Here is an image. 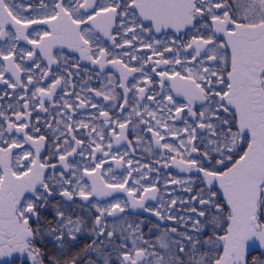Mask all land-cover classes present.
I'll use <instances>...</instances> for the list:
<instances>
[{
	"label": "snow or ice",
	"instance_id": "snow-or-ice-1",
	"mask_svg": "<svg viewBox=\"0 0 264 264\" xmlns=\"http://www.w3.org/2000/svg\"><path fill=\"white\" fill-rule=\"evenodd\" d=\"M0 42V264H264V0H0ZM136 129L162 167L197 174L164 181L187 199H157ZM120 192L127 201H93ZM130 209L175 226L150 244Z\"/></svg>",
	"mask_w": 264,
	"mask_h": 264
},
{
	"label": "flooded vegetation",
	"instance_id": "flooded-vegetation-1",
	"mask_svg": "<svg viewBox=\"0 0 264 264\" xmlns=\"http://www.w3.org/2000/svg\"><path fill=\"white\" fill-rule=\"evenodd\" d=\"M155 35H156V39H160V40L168 39V40H171L176 34L172 30H168L166 35L162 34V33H158V34H155ZM0 43H2V42H0ZM21 43H22V46H27V45H23V42H21ZM105 43H108V42L105 41ZM28 47H30V46H28ZM118 51H120V50H118ZM54 52L67 54L72 62L77 61L78 58H79V54L78 53L70 52L68 49L61 50V49L57 48V49L54 50ZM144 52L147 53L148 50L145 49ZM141 54H143V53H141ZM166 55H168V54H166ZM157 58L158 57H153V59H157ZM80 63L84 67H87L89 69L95 70V66L89 64L88 61H80ZM133 63H136V62H133ZM73 71H75V69H73ZM106 71H108L110 75H113L115 77V79H117V80L119 79V73L116 71V69L111 68V66H109V68L106 69ZM136 75L139 76V74H136ZM87 76H88V73H84V74H82V76L81 75H77V76H75L73 78V82L78 85V87L76 88L77 92L80 91V87L83 86V79H86ZM131 79L132 78L130 77L129 78L130 82H131ZM153 79L156 80V81H159V77H156L154 74H153ZM165 84H166L165 91H167L168 90L167 85L169 84V82L166 81ZM88 86L89 87H100V86H102V84L100 82H98L97 79L94 78V79H92V80H90L88 82ZM155 87L158 88L159 85L156 84ZM2 88H3V86L0 85V89H2ZM9 91H11V90H9ZM116 91L117 92H122L123 90L117 88ZM81 95L82 96H84V95H89L90 96V95H93V94L92 93H87V92H82ZM129 95L131 96V93ZM95 99L97 101L101 100L100 97H96ZM177 99H181L182 100V98H180V97H177ZM14 100H15V97H13V101ZM0 103H4V102L0 101ZM103 103L107 104L108 102H103ZM149 103H151V102H149ZM96 111H97L96 109H90V108L89 109H79L78 112H77V117H74V118H82V119H85L87 121V120L90 119V114H95ZM36 115H37V113L34 112L33 116L35 117ZM39 115L42 116V117H47L48 116V114H46V113H39ZM116 115H119V113L117 112ZM48 122L55 124V121H53L51 119H49ZM134 122H135V120H134ZM43 123H44V121L41 120V124H43ZM96 123L99 124V121H96ZM176 126L177 127H182L180 122H177ZM141 128L143 129V126H141ZM129 129H132V125H129ZM41 131L43 133H46L47 136H49V137L52 134L51 129L42 128ZM85 131L86 130H84V129L80 130L81 133H84ZM137 132H139V134L141 136V140L139 142H137V139H136ZM129 139H131L133 141V146L135 148V151L133 152V156H134L135 160L139 161L141 165L148 164L150 167L159 169V172L151 173V177H153V178H157L158 177V179H159V182L156 185L157 188L160 190V193H159L157 199L159 200L160 196H163L164 200L166 201L168 199V193L169 192L171 193V196L173 198H184V199H187L190 194L182 192L180 190V186L179 185L168 184L167 185V190H165L166 186L164 184V181H165V179L171 180L173 178H175V179H189L190 177L191 178H195V176L197 174L195 172H193V173L181 172L179 170V168L175 167L174 165L171 166V167H167V168L162 167V165L165 163V160L162 159V155H165L164 150L163 149H158V148L155 147L154 139L151 137V133H148L146 131V129L142 130V131L139 130V129L130 131L129 132ZM168 139H169L170 142H175V141L172 140L171 137H169ZM25 147L27 148L28 146L26 145ZM50 147H51V144H50V141H49L48 143L45 144L44 149H42V151H41V158L42 159L46 158V154L49 151ZM120 147H121V151H124L127 148V146L124 145V144H122ZM128 150L131 151V149H128ZM14 151L18 152L20 150L16 149ZM171 155H174V154H171ZM167 162L171 163V161H167ZM25 163H27V161H25ZM134 166H135V164H134ZM105 168H107V165L105 166ZM119 171L120 170L117 169V172H119ZM144 171L147 172V169H144ZM143 183L147 184L148 182L144 181ZM195 183L199 184V181L196 180ZM193 190L195 191L196 189H193ZM137 195H139V193H137ZM115 199H120V200H123V201H127L128 197H127L126 193L120 192V193H114L113 196H111V197H99V198L94 197L93 201L96 202V203H99L100 205H104V204L108 203L109 201H113ZM148 204L159 208V205L157 204L156 201H151L150 200V201H148ZM161 210L163 211V209H161ZM139 211H140V216L142 217V219L147 218L145 220V224L148 227H151V224H149L147 222L148 220H150L152 224H154V222L156 221L160 225H163L164 228H169V227L175 226L172 221H169V220H163V221L160 220V221H158L154 216H151L150 213H145V212H143V210H139ZM82 214L83 215H88L87 212H84ZM123 215L127 216V212L124 213ZM49 219H52L51 215H49ZM30 223H31V221H30ZM37 246L41 247L42 252L48 253V252L52 251V248H51L50 245L45 248V247H42L38 243ZM17 264H20L19 258H17ZM23 264H30V262L25 258L24 261H23ZM45 264H48L47 255H45Z\"/></svg>",
	"mask_w": 264,
	"mask_h": 264
},
{
	"label": "trees",
	"instance_id": "trees-1",
	"mask_svg": "<svg viewBox=\"0 0 264 264\" xmlns=\"http://www.w3.org/2000/svg\"><path fill=\"white\" fill-rule=\"evenodd\" d=\"M132 220H133V222H134V219H132ZM218 254L222 255V252H220V253H218ZM250 256H255V255L253 254L252 251L250 252ZM91 258H92V259H95V254H92ZM98 264H102V262H98ZM112 264H117V261H116L115 259H113V260H112Z\"/></svg>",
	"mask_w": 264,
	"mask_h": 264
},
{
	"label": "rangeland",
	"instance_id": "rangeland-1",
	"mask_svg": "<svg viewBox=\"0 0 264 264\" xmlns=\"http://www.w3.org/2000/svg\"><path fill=\"white\" fill-rule=\"evenodd\" d=\"M137 174L136 173H133V176H136ZM130 184H132V181H129ZM143 183V182H142Z\"/></svg>",
	"mask_w": 264,
	"mask_h": 264
}]
</instances>
